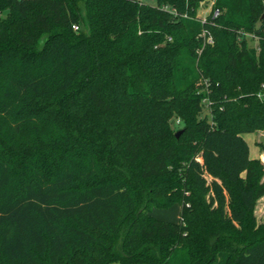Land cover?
Instances as JSON below:
<instances>
[{"label":"trees","instance_id":"16d2710c","mask_svg":"<svg viewBox=\"0 0 264 264\" xmlns=\"http://www.w3.org/2000/svg\"><path fill=\"white\" fill-rule=\"evenodd\" d=\"M198 3L0 0V264H264V0Z\"/></svg>","mask_w":264,"mask_h":264},{"label":"rangeland","instance_id":"374dc122","mask_svg":"<svg viewBox=\"0 0 264 264\" xmlns=\"http://www.w3.org/2000/svg\"><path fill=\"white\" fill-rule=\"evenodd\" d=\"M142 1H144L148 4H151V5H153L155 3V0H142ZM210 3H211V0H199L198 6H197L198 8L196 11V16L199 18L205 17L210 10V7H209ZM247 38H248V43L250 45L255 46L257 44V40L254 37H252L250 34H247ZM202 101H203V110H202L201 116L203 114H209V108H208L209 101L206 98H203ZM173 125L174 126L181 125V122L178 119H176L174 121ZM259 131H261V132L256 131V133H257L256 138L260 141V142H258V146H260L263 149L264 148V131H262V130H259ZM248 137H250L249 134H248ZM205 177L207 178L208 182H210L212 180L211 176L207 173H205ZM263 177H264V173H263ZM208 194H209L208 199L210 202L211 201L210 198L213 197V194L211 191H209ZM210 203H211V206L214 207L216 205V200L214 199L213 202H210ZM253 208H254V213H255L257 221L264 223V199L258 200V201L256 200ZM224 209H225L227 215L230 216L231 215L230 209H228L226 204H224Z\"/></svg>","mask_w":264,"mask_h":264},{"label":"crops","instance_id":"0c3cea01","mask_svg":"<svg viewBox=\"0 0 264 264\" xmlns=\"http://www.w3.org/2000/svg\"><path fill=\"white\" fill-rule=\"evenodd\" d=\"M258 132H261V131H258ZM248 134L250 135V137H248ZM256 134L257 133L255 131V132H250V133H242L241 136L246 141L247 146H249V157L250 158L251 157H257L261 161L264 162V149H262L260 146H258V142H260V141L256 138ZM263 178H262V180H264ZM262 199H264V195L259 197L257 199V201L262 200ZM179 210H180L179 204L174 203V205L171 206L170 208H167V209L166 208H159V209L152 208L151 211H152V214L158 218L160 217L162 219L175 222L180 217V211Z\"/></svg>","mask_w":264,"mask_h":264},{"label":"built area","instance_id":"2783aa9c","mask_svg":"<svg viewBox=\"0 0 264 264\" xmlns=\"http://www.w3.org/2000/svg\"><path fill=\"white\" fill-rule=\"evenodd\" d=\"M215 0H211V3L209 5L210 7V10L208 12V14H210L212 12V16L215 17L216 15H218L220 13V8L218 7H213V3H214ZM207 14V15H208ZM206 15V16H207ZM205 17H200L202 20H205ZM73 29H78V26L77 24H73L72 25ZM200 35L202 36V38H204V43H207V44H212L213 43V38L211 37L210 33L206 30H203Z\"/></svg>","mask_w":264,"mask_h":264},{"label":"water","instance_id":"95a60500","mask_svg":"<svg viewBox=\"0 0 264 264\" xmlns=\"http://www.w3.org/2000/svg\"><path fill=\"white\" fill-rule=\"evenodd\" d=\"M260 18H261V19L264 18V10H263V12H262ZM179 132H180V130H178L177 132H175V133H176V136H179V134H180Z\"/></svg>","mask_w":264,"mask_h":264}]
</instances>
